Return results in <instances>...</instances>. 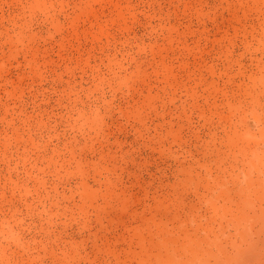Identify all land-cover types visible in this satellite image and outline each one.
<instances>
[{
    "label": "rangeland",
    "instance_id": "1",
    "mask_svg": "<svg viewBox=\"0 0 264 264\" xmlns=\"http://www.w3.org/2000/svg\"><path fill=\"white\" fill-rule=\"evenodd\" d=\"M0 264H264V0H0Z\"/></svg>",
    "mask_w": 264,
    "mask_h": 264
}]
</instances>
